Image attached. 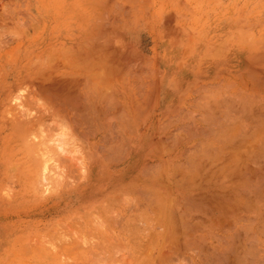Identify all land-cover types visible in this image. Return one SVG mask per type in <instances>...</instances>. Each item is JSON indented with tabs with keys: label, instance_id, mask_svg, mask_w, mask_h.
<instances>
[{
	"label": "rangeland",
	"instance_id": "rangeland-1",
	"mask_svg": "<svg viewBox=\"0 0 264 264\" xmlns=\"http://www.w3.org/2000/svg\"><path fill=\"white\" fill-rule=\"evenodd\" d=\"M54 1L0 0V264H220L219 262L238 264V258L233 257L236 256L233 250L240 249L244 245L241 248L243 253L240 252L241 250L236 252L246 255V251L249 250L247 245L251 243L256 246L255 253H261L259 256L256 255L257 260L261 259L260 264H264V242L262 241L264 238L251 225L252 222L247 221L248 224H244L246 221L241 220L237 226L231 229L215 226V214L218 213V217L219 211L215 208L214 202L209 200V203L203 199L205 196H214L215 184L224 179L222 174L228 170L232 171L238 166L240 161L236 159L242 158L239 156L240 149L245 152L252 151V149L249 150L250 148H264V141H262L264 129L261 131L264 123H262L264 109H260L264 108V0H167L166 4H170L172 9L176 8L180 1L185 3L187 8L193 12V19L196 15H198L197 19L199 16L204 17L208 21L209 34L221 26L225 37L228 33L226 22L234 25L233 31L229 32V38L211 47V56L217 55L218 57L230 50L231 44H228V40L230 41L231 37H234L235 44L227 57V62L231 56H237L238 68L234 71L233 81H230L229 87L225 89V95L230 102V108L232 101L236 105H234V108L236 107L234 110H238V114L232 115L226 111L222 122L217 123L222 128L200 130L203 133L200 139L205 144L192 146L194 152L199 150L201 154H193L191 157L208 158L209 156V162L208 160H201L202 163L201 161L196 162V160L177 161L170 163L169 171L167 168L164 172L163 168L154 169L152 174L154 175L157 171L155 175L158 177L160 173L170 174V184L175 185L176 190L179 191L174 194L154 193V195H152L153 193H148L150 195L102 193L100 185L103 184L104 179L100 175L102 174L101 163L95 159V154L103 152L100 151L99 146L95 148L88 145L89 130L85 128L87 122L82 120L81 115L57 112L62 109L61 105L57 106L60 97L57 98V91L54 92L52 89V85L58 80L55 78L57 69H60V72L62 69L61 66L57 67V59H67L72 63V60L79 56V52L72 49L56 50L54 44L50 46L45 43L46 29L51 28L54 21L51 17L45 18L43 13L45 14L47 10L50 11L49 6ZM132 1H137L144 17L151 16L153 0H112L113 6L120 4L131 6ZM51 33V38L55 40V29ZM145 66L148 71H152L154 85L157 81V68L152 64L151 59L145 62ZM71 68V65L68 66L67 72H70ZM50 77H52L51 80L47 81ZM38 79L43 81L46 88L48 87L50 95H47L49 91L46 94V91L43 93L39 91L41 88L39 89ZM68 85H71L70 81ZM254 95L256 96L254 99L258 98L257 102L263 103L262 105L261 103L257 104L256 101H253L254 99H251L250 103L254 109L256 108V111L249 106L250 104L248 105L250 98ZM249 96L252 97L249 98ZM64 99L71 101V97L68 96H64ZM247 99L248 101L245 102L247 104L241 102ZM239 102L243 106L249 107V110L245 106L243 108L242 105V109H240ZM251 109L252 111H250ZM244 110L248 111V114L243 112ZM243 113H246L247 116ZM256 113L260 116H257ZM253 115L256 116L253 117ZM250 116L257 119L260 117V123H256L257 121ZM252 120L255 121L252 122ZM254 123H256V130L260 124L258 129L261 133L259 134L257 130L258 135L257 133L255 135L257 137L253 135L256 131L255 127L252 128ZM250 124L252 126L249 127ZM72 125H75L76 128H72ZM248 129H252V132ZM239 131H242V135L245 136L249 134L248 132L253 133L249 135V137L253 136L250 137L251 139L244 136L250 143L246 139H242ZM204 134L208 135L204 137ZM261 134H263L262 137ZM239 137L245 143H241ZM258 137L262 138L260 142L263 143L258 142ZM232 142L235 145L239 142L240 144H237L239 147L232 146ZM252 143L253 145H251ZM242 144L249 146L245 148L248 150H244L245 146ZM33 148L37 149L38 151H36L39 153H37L39 157L36 156V159V154L32 151ZM28 150L32 152H28ZM232 155L237 163L233 160ZM228 157H232L228 161L233 160V167L231 164H227L230 165L229 167L225 165L229 163L225 162ZM221 158L226 159L223 161ZM37 159L41 165L35 162ZM203 163L206 164L203 166L204 169L202 166L200 167V164L204 165ZM35 164L40 166L39 169L34 168ZM162 164L160 163V165ZM154 165L157 167L159 163H154ZM199 168L202 170L200 171ZM219 168H222L221 171L218 170ZM210 171L211 173H209ZM219 172L222 173L219 174ZM210 175L215 178H211ZM194 176L201 178V182ZM216 176L221 180H217ZM203 177L206 181L210 179V182H205L214 186L208 187ZM158 179L154 181H158L160 184L164 180L162 177ZM212 179L215 182L212 181V183ZM189 187H193V189ZM67 189L76 194V202L81 208L89 210H80L71 218L74 220H57L56 218L59 216L55 210L59 199L57 193ZM204 203L208 204L204 205ZM187 205L189 206L187 207ZM242 210L238 212V216L247 220L249 214L244 212V208ZM146 213L149 218L146 217ZM205 216L213 221H208ZM51 218L52 220H50ZM40 219L46 223L39 224ZM171 222H175V225ZM242 223L244 227L250 225L252 231H245L250 227L243 230ZM237 227L244 233L238 232L240 229ZM232 231L234 235L231 234ZM245 232L248 233L245 234ZM234 236L235 238H233ZM252 236L255 238L253 239ZM249 238H252L253 242L248 240ZM232 239H235V242ZM237 239H239L238 244ZM259 240L262 242L261 247L258 245ZM246 241L249 243L246 244ZM230 242L231 244L234 242L235 245L233 243L231 246ZM206 247L210 249L207 253L209 256H206V253L204 256L203 248ZM215 247L216 250L221 251L219 254L225 255L223 259H226L225 262L222 259L212 261L213 257L210 259L212 255L210 253ZM249 248L248 252L250 253L253 247ZM148 254L150 255L147 256ZM232 258H234V262ZM242 264L253 263L249 260Z\"/></svg>",
	"mask_w": 264,
	"mask_h": 264
},
{
	"label": "crops",
	"instance_id": "crops-1",
	"mask_svg": "<svg viewBox=\"0 0 264 264\" xmlns=\"http://www.w3.org/2000/svg\"><path fill=\"white\" fill-rule=\"evenodd\" d=\"M166 2L153 0L150 17H144L137 1L113 6L112 0H55L43 13L54 21L46 29L45 43L54 44L56 50L79 52L72 63L57 59V67H62L55 74L62 80L57 90V106L62 109L57 112L81 115L87 122L88 145L103 152L95 159L101 163L104 194L179 192L168 182L170 174L160 173L161 184L154 181L159 180L154 169L164 172L170 163L204 160L191 157L200 154L192 146L205 144L200 130L222 128L217 123L226 111L238 114L225 95L238 68L237 56L227 62L234 37L228 40L230 50L211 56V47L229 38L234 25L226 22L225 37L221 26L209 34L204 17L193 19L181 1L174 9ZM148 59L157 68L154 85L152 71L145 66ZM69 81L71 85H64ZM69 89L77 93L70 95ZM64 96L71 97L70 103ZM57 195V220H74L80 210H89L81 208L68 189Z\"/></svg>",
	"mask_w": 264,
	"mask_h": 264
},
{
	"label": "bare ground",
	"instance_id": "bare-ground-1",
	"mask_svg": "<svg viewBox=\"0 0 264 264\" xmlns=\"http://www.w3.org/2000/svg\"><path fill=\"white\" fill-rule=\"evenodd\" d=\"M260 40V39H259ZM241 52V51H240ZM116 56V55H115ZM118 56V55H117ZM263 57V56H262ZM124 58V57H123ZM122 59V58H121ZM123 60V59H122ZM125 60V59H124ZM119 61V60H118ZM124 63V62H123ZM252 76V75H251ZM258 76V75H257ZM240 77V76H239ZM55 78H57V77H55ZM241 78V77H240ZM253 78V77H252ZM62 81V80H61ZM61 81L59 80V78H58V80H56L55 81V83H54V85H52V89L54 90V92H56L58 89H60L59 87H61V85H62V83H61ZM253 81H255V80H253ZM38 82H39V84H40V86H39V89L41 88V90H39V91H41L42 93H43V91H46L45 92V94L47 93V95H50V90H48L46 87H45V85H44V83H43V81L42 80H39L38 79ZM54 82V81H53ZM52 82V83H53ZM258 83V82H257ZM251 84V83H250ZM64 85H68V83H65ZM233 86H234V84H233ZM68 87V86H67ZM154 87V86H153ZM153 87H151V89L153 90ZM235 87V86H234ZM65 88H66V86H65ZM72 88V87H71ZM256 88H257V86H256ZM47 89V90H46ZM264 89V88H263ZM77 90V89H76ZM64 91H65V89H64ZM67 92H68V90H66ZM69 91H70V95H71V92H72V95H75L74 94V92H76V91H71L70 89H69ZM155 91V90H154ZM152 92V93H155V92ZM238 91V90H237ZM52 92V91H51ZM240 92V91H239ZM245 92V91H244ZM243 92V93H244ZM60 93V92H59ZM77 93V92H76ZM246 93V92H245ZM52 94V93H51ZM54 94V93H53ZM62 94V93H61ZM237 94V93H236ZM241 94V93H240ZM65 95V94H64ZM67 95V94H66ZM153 95V94H152ZM242 95V94H241ZM52 96V95H51ZM239 96V95H238ZM52 97H54V95L52 96ZM68 97H70V96H68ZM73 97V96H72ZM248 97V96H247ZM250 97H252V96H249V98ZM256 96L254 95V97H252V98H250V100H249V103H248V105L249 106H253L252 105V103H250L254 98H255ZM258 97V96H257ZM57 98H58V96H57ZM64 99V98H63ZM66 99V98H65ZM70 99V98H69ZM79 99V98H78ZM82 99V98H81ZM88 99V98H87ZM242 99H244V98H242ZM245 99H246V97H245ZM244 99V100H245ZM252 99V100H251ZM256 99H258V98H256ZM256 99H254L253 101H256V103L258 104V103H261L260 101H258L257 102V100ZM73 100V99H72ZM89 100V99H88ZM87 100V101H88ZM149 100V99H148ZM237 100V99H236ZM86 101V100H85ZM150 101H152V100H150ZM248 101V99L246 100V101H241V102H243V103H245V102H247ZM64 102H65V100H64ZM70 102V101H69ZM73 102V101H72ZM149 102V101H148ZM147 102V103H148ZM241 102H239L240 104V106L242 105L243 106V104L241 103ZM88 103V102H87ZM255 103V102H254ZM253 103V104H254ZM150 104V103H149ZM238 104V103H237ZM245 104H247V103H245ZM263 103H261V105H262ZM75 105V104H74ZM80 105V104H79ZM84 105V104H83ZM138 105V104H137ZM235 105V104H234ZM256 105V104H255ZM264 105V104H263ZM236 106V105H235ZM238 106V105H237ZM242 106L241 107H239L240 109H242ZM245 106V105H244ZM244 106H243V108H244ZM257 106V105H256ZM75 107V106H74ZM78 107V106H77ZM84 107V106H83ZM93 107V106H92ZM255 107V106H254ZM257 107H260V105H258ZM263 107V106H262ZM76 108V107H75ZM137 108V107H136ZM227 108V107H226ZM236 108V107H235ZM234 108V109H235ZM238 108V107H237ZM245 108L247 109V110H249V107H246L245 106ZM253 108V107H252ZM245 109V110H246ZM254 109V108H253ZM260 109H264V108H260ZM243 111V112H246V111ZM255 111H256V108L254 109ZM258 110H259V108H258ZM79 111V110H78ZM88 111H89V109H88ZM250 111H252V109L250 110ZM85 112V111H84ZM233 112V111H232ZM241 112V111H240ZM86 113H87V111H86ZM231 113V112H230ZM242 113V112H241ZM247 114H248V111L246 112ZM246 113H243V114H246ZM249 113H252V112H249ZM260 113V112H259ZM144 114V113H143ZM247 114H246V116H247ZM254 114H255V112H254ZM249 115H252V114H249ZM248 115V116H249ZM256 115L257 116H260V115H258L257 113H256ZM256 115H253V117L254 116H256ZM262 115V114H261ZM127 116H128V114H127ZM240 116H242V115H240ZM245 117V116H244ZM251 117V116H250ZM253 117H251V118H253ZM137 118V117H136ZM140 118H142V117H140ZM210 119H211V116L209 117ZM243 118V117H242ZM248 118V117H247ZM260 118V117H259ZM259 118L257 119L256 117L255 118H253V119H255L257 122L256 123H260L259 122ZM128 119V118H127ZM126 119V120H127ZM132 120V119H131ZM139 120V119H138ZM137 120V121H138ZM242 120V119H241ZM254 120V121H255ZM211 121H213L212 119H211ZM243 121V120H242ZM253 120H252V122H254ZM260 121H261V118H260ZM36 122V121H35ZM130 122V121H129ZM241 122V121H240ZM243 122H245V121H243ZM264 121H263V117H262V123H263ZM256 123H254L253 125L254 126H252L251 124L249 125V127L250 126H252V128L253 127H255V124ZM262 123H261V125H262ZM133 124V123H132ZM260 125V124H259ZM259 125H258V128H259ZM247 126V125H246ZM257 126V125H256ZM263 126V127H262ZM261 127V131L264 129V123H263V125H262ZM125 127H126V125H125ZM240 127H241V125H240ZM243 127V126H242ZM244 127H245V125H244ZM244 127H243V129H244ZM248 128V127H247ZM257 128V130H258V133L260 134L261 133V131L259 132V129ZM135 129V128H134ZM133 129V130H134ZM241 129V128H240ZM239 129V130H240ZM255 130H256V127L254 128ZM133 130H132V128H131V133H133ZM249 130V129H248ZM257 130L255 131V134H253L254 136L256 135V133H257ZM244 131H246L245 129H244ZM249 131H251L252 132V129H250ZM264 131V130H263ZM123 132V131H122ZM248 132V131H247ZM247 132H245V133H247ZM251 132H248L249 134L248 135H246L247 137H249V135H252L251 134ZM253 132H254V130H253ZM239 133H241V136H242V139L244 138V140L246 139L245 137V135L243 134L242 135V131L240 132L239 131ZM238 133V134H239ZM258 133H257V135H258ZM264 134V133H263ZM263 134H261V137H262V135ZM109 135H111V134H109ZM123 135H124V133H123ZM135 135V134H134ZM133 135V136H134ZM245 136V137H244ZM250 137H253V136H250ZM249 137V138H250ZM255 137H257V136H255ZM255 137H254V139H255ZM260 137V138H261ZM263 137H264V135H263ZM248 138V139H249ZM125 139V138H124ZM238 139V138H237ZM236 139V140H237ZM239 139H240V141H241V143H245V142H242L243 140H241V137H239ZM251 139V138H250ZM249 139V140H250ZM253 139V138H252ZM258 139H259V137H258ZM258 139H257V141H258ZM262 139V138H261ZM261 139H259V141L258 142H260V140ZM127 140V139H126ZM247 140V139H246ZM232 141V140H231ZM257 141H255L254 140V142H257ZM262 141H264V138L262 139ZM260 142V143H263V142ZM128 142V141H127ZM127 142L125 143L126 145H127ZM178 142H180V141H178ZM247 142L248 143H250V141H248L247 140ZM252 142H253V140H252ZM123 143V142H122ZM259 143V144H260ZM62 143L60 142V145H61ZM232 146H236L237 144L239 145L240 143L238 142V143H236V145H235V143H233L232 142ZM247 144V143H246ZM259 144H257L258 146H259ZM58 145H59V143H58ZM59 145V147H61ZM237 145V146H238ZM243 146H245L244 147V150H248V149H245L246 148V146L248 145H244V144H242ZM251 145H253V143L251 144ZM124 146V148H125V145H123ZM128 146V145H127ZM176 146V145H175ZM231 146V145H230ZM242 146V147H243ZM256 146V145H255ZM261 146V145H260ZM263 146V145H262ZM174 147V146H173ZM172 147V148H173ZM239 147V146H238ZM247 147H249V146H247ZM253 147V146H252ZM120 148V147H119ZM123 148V147H122ZM208 148V147H207ZM261 148V149H260ZM127 149V148H126ZM165 149V148H164ZM231 149V148H230ZM252 149V151H241V149H240V151H239V153H240V155L239 156H241L242 158H237L236 160L238 161H240L239 163H238V166H236V165H234V166H236L233 170H232V164L234 163H232V161L234 160L235 161V157H234V155H232L233 156V160L232 161H228V159H230L231 160V158H229L230 157V155H228L229 157L226 159V158H224V160L226 159V161L225 162H229V163H226L225 165H227V164H231V166L232 167H230L231 168V170L232 171H230V170H228V171H230V172H228L226 169V171L227 172H225V174L223 173L222 174V176H223V178L224 179H220V178H218L217 176H216V178H218L217 180H221V181H219V182H217L216 184H215V190H214V196H212V197H207V196H205L203 199L207 202H209V200H210V202H214L215 204V208L219 211V216L217 217V215H218V213L217 214H215V220H216V224H215V226H221V228H223V229H226V228H229V229H231V228H233V227H235V226H237L238 225V223L239 222H241V220L244 222V221H246V223H244V224H248L247 223V221L248 222H252L251 223V225H253V227L256 229V231H257V233H258V231H259V234L260 235H262L263 236V238H264V148L263 147H257V148H250L249 150H251ZM37 150V149H36ZM34 148L32 149V151L36 154H34L35 155V159H36V156L37 157H39V153L36 151ZM208 150V149H207ZM237 150H238V148H237ZM31 150H28V152H30ZM31 151V152H32ZM236 151V150H235ZM27 152V151H26ZM28 152L26 153V154H28ZM164 152V151H163ZM167 152V151H166ZM203 152V151H202ZM38 153V154H37ZM41 153H42V150H41ZM157 153V152H156ZM204 153H206V152H204ZM208 153V152H207ZM234 153V152H233ZM232 153V154H233ZM236 154H239L238 152H235ZM45 152H44V156H45ZM200 154H201V152H200ZM214 154V153H213ZM206 155V154H205ZM214 155H218V154H214ZM202 156V155H201ZM206 157V156H205ZM204 158V157H203ZM208 158H209V156H208ZM216 158H218L217 156H216ZM40 159V158H39ZM39 159H37L35 162H37V161H39ZM192 159V158H191ZM200 159V158H199ZM222 159V158H221ZM220 159V160H221ZM190 160V159H189ZM203 160V159H202ZM204 160H205V158H204ZM217 160H219V158L217 159ZM216 160V161H217ZM223 160V159H222ZM221 160V161H222ZM223 160V161H224ZM195 161V160H194ZM201 161V160H200ZM214 161V160H213ZM40 162H41V159H40ZM40 162H37V164L38 163H40ZM190 162V161H189ZM197 162V161H196ZM208 162H209V160H208ZM218 162V161H217ZM231 162V163H230ZM236 162V161H235ZM195 163V162H194ZM201 163H202V161H201ZM206 163H207V161H206ZM223 163V162H222ZM237 163V162H236ZM204 165H201L200 164V167L202 166V168H203V166H205L206 164L205 163H203ZM213 164V163H212ZM40 165H41V163H40ZM91 165H93V164H91ZM178 165V164H177ZM196 165V164H195ZM37 165L35 164V169L36 168H38L39 169V167L37 166ZM228 166V165H227ZM224 167V168H228V167ZM179 167V166H178ZM198 167V166H197ZM212 167V166H211ZM222 167V168H223ZM150 168V167H149ZM158 168V167H157ZM161 168V167H160ZM184 168V167H183ZM191 168V167H190ZM195 168V167H194ZM193 168V169H194ZM221 168V169H222ZM182 168H180V170H181ZM200 169V171L202 170L201 168H199ZM199 169H198V171H199ZM204 169V168H203ZM207 169V168H206ZM205 169V170H206ZM216 169V168H215ZM215 169H214V171H215ZM221 169L219 168L218 170H220L221 171ZM93 170V169H92ZM174 170V169H173ZM217 170V171H218ZM182 171V170H181ZM223 171H224V169H223ZM178 172V171H177ZM176 172V173H177ZM194 172H195V170H194ZM155 173H157V171L155 172ZM155 173H154V176H155ZM199 173V172H198ZM209 173H211V171L209 172ZM214 173H217V172H214ZM222 172H219V174H221ZM227 173V174H226ZM144 174V173H143ZM146 174H148V173H146ZM151 174V173H150ZM180 174V173H179ZM196 174V173H195ZM202 174V173H201ZM208 174V173H207ZM177 175V174H176ZM209 175V174H208ZM211 175H216V174H211ZM210 175V176H211ZM178 176V175H177ZM181 177H182V175H180ZM191 176H192V174H191ZM197 176H198V174H197ZM207 176V175H206ZM206 176H204L205 178H206ZM209 176V177H210ZM221 176V175H220ZM221 176V177H222ZM174 178H175V176H173ZM190 177V176H189ZM200 177H201V175H200ZM203 177V179H204V182L206 181L205 180V178ZM212 177H214L215 178V176H211V178ZM160 178V177H159ZM179 178V177H178ZM188 178V177H187ZM194 178H199V177H195L194 176ZM202 178V177H201ZM201 178H199L200 179V181L199 182H201ZM156 179V178H155ZM192 179V178H191ZM209 179V178H208ZM175 180V179H174ZM190 180V179H189ZM192 180H195V179H192ZM216 180V181H217ZM212 181H214L213 179L211 180V182ZM169 182V181H168ZM186 182V181H185ZM184 182V183H185ZM193 182V181H192ZM191 182V183H192ZM195 182H196V180H195ZM199 182H197V183H199ZM206 182H210V179H209V181L207 180ZM205 182V184L206 185H208V187H210L211 185H212V187L214 186L213 184H211V185H209V183L207 184ZM215 182V181H214ZM194 183V182H193ZM197 183H195V184H197ZM213 183V182H212ZM182 184V183H181ZM180 184V185H181ZM177 185H179V184H177ZM179 185V186H180ZM183 185V184H182ZM189 186V185H188ZM183 187H185V186H183ZM206 187V186H205ZM204 187V188H205ZM190 189H193V187L191 188V187H189ZM195 188V187H194ZM185 189H186V187H185ZM198 189V188H197ZM202 189H203V187H202ZM206 189V188H205ZM148 190V189H147ZM154 190H156V189H154ZM200 190V189H199ZM142 191V190H141ZM140 191V192H141ZM148 192H150L149 190H148ZM155 192V191H154ZM213 192V191H212ZM137 195V194H136ZM148 195H150V194H148ZM152 195H154V193L152 194ZM205 195V194H204ZM206 195H208V194H206ZM149 197V196H148ZM158 197V196H157ZM192 197V196H191ZM143 198V197H142ZM152 198V197H151ZM154 198V197H153ZM194 198V197H193ZM136 199V198H135ZM134 199V200H135ZM144 199V198H143ZM202 199V198H201ZM149 200V199H148ZM147 200V201H148ZM151 200V199H150ZM154 201V200H153ZM174 201H175V199H174ZM149 202V201H148ZM177 202V201H176ZM201 202H202V200H201ZM209 202V203H210ZM150 203V202H149ZM197 203V202H196ZM199 203V202H198ZM152 204V203H151ZM157 204H159V203H157ZM156 204V205H157ZM208 204V203H207ZM207 204H205L204 203V205H207ZM153 205V204H152ZM202 205V204H201ZM189 205H187V207H188ZM203 206V205H202ZM210 206L211 207H213L211 204H210ZM201 207V206H200ZM206 207V206H205ZM214 208V209H215ZM245 209V211L244 212H248V214H249V216H248V219L247 220H243V218H242V216L241 217H239L238 216V212L241 210V211H243L242 209ZM178 209V208H177ZM194 209H196V208H194ZM204 209V208H203ZM215 209V210H216ZM153 210V209H152ZM207 210H208V207H207ZM198 211V210H197ZM197 211H196V213H197ZM209 211V210H208ZM217 211V212H218ZM145 212H147V211H145ZM164 212V211H163ZM203 212H204V210H203ZM211 209H210V215H211ZM215 213V212H214ZM145 214V213H144ZM152 214H153V212H152ZM173 214V213H172ZM184 214V213H183ZM182 214V215H183ZM209 214V213H208ZM241 214V213H240ZM246 214V213H245ZM244 214V218H245V215ZM185 215V214H184ZM170 216V215H169ZM175 216V215H174ZM214 216V215H213ZM238 216V217H237ZM143 217V216H142ZM146 217H147V213H146ZM146 217H144V218H146ZM154 217V216H153ZM205 217H207V216H205ZM210 217H212V216H210ZM140 218H141V216H140ZM139 218V219H140ZM147 218H149V216L147 217ZM156 218V217H155ZM159 218V217H158ZM181 218V217H180ZM247 218V217H246ZM152 219V218H151ZM164 219V218H163ZM162 219V220H163ZM207 219H208V221H211V220H209V217H207ZM142 220V219H141ZM190 220V219H189ZM150 221V220H149ZM153 221V220H152ZM172 221V220H171ZM181 221H182V219H181ZM213 221V220H212ZM211 221V222H212ZM142 222V221H141ZM163 222V221H162ZM172 223V222H171ZM206 223V222H205ZM173 224V223H172ZM183 224V223H182ZM207 224V223H206ZM212 224V223H211ZM210 224V225H211ZM214 224V223H213ZM243 224V223H242ZM244 224L243 225H241V228H243L244 227ZM189 225V224H188ZM183 226V225H182ZM190 226H192V225H190ZM204 226V225H203ZM213 226V225H212ZM152 227V226H151ZM195 227V226H194ZM200 227H201V225H200ZM240 227V226H239ZM249 228V230H246L245 228ZM174 228V227H173ZM238 228V227H237ZM237 228L235 229L236 231H237ZM251 226L249 225V226H245L244 228H243V230L245 229V231H248V232H251L252 230H251ZM150 229H152V230H154L153 228H150ZM186 229V228H185ZM205 229H206V227H205ZM238 229H240V228H238ZM219 230V229H218ZM195 231H196V229H195ZM215 231H217V230H215ZM228 231H230V230H228ZM178 232V231H177ZM238 232H243L244 233V231H241V229H240V231H238ZM247 232V233H248ZM209 233V232H208ZM235 233V232H234ZM246 232H245V234H247ZM213 234V233H212ZM224 234V233H223ZM231 234H233V231H232V233ZM230 234V235H231ZM236 234H238L237 232H236ZM250 234V233H249ZM252 234V233H251ZM250 234V235H251ZM254 234H256V233H254ZM253 234V235H254ZM171 235V234H170ZM188 235V234H187ZM192 235V234H191ZM199 235V234H198ZM234 235V234H233ZM240 235V234H239ZM244 235V234H243ZM243 235H242V238H243ZM259 235V236H260ZM169 236V235H168ZM182 236H184V235H182ZM213 236V235H212ZM257 236V235H256ZM207 237V236H206ZM247 237V236H246ZM251 237V236H250ZM253 237V236H252ZM175 238V237H174ZM199 238V237H198ZM203 238H205V237H203ZM219 238H220V236H219ZM233 238H235V236L233 237ZM241 238V239H242ZM255 237H253V239H254ZM257 238V237H256ZM202 239V238H201ZM252 238H249L248 240H250V241H252L251 240ZM154 240V239H153ZM175 240V239H174ZM177 240V239H176ZM183 240V239H182ZM214 240H215V237H214ZM218 240V239H217ZM230 240V239H229ZM232 240H234V242H235V239H232ZM238 240L239 239H237L236 240V242H237V244H238ZM154 241H156V240H154ZM204 241V240H203ZM223 241V240H222ZM256 241H258L257 239H256ZM256 241H254V242H256ZM263 242H264V240H262ZM153 242V241H152ZM175 242V241H174ZM201 242V241H200ZM233 242V243H234ZM241 242V241H240ZM247 243L246 244H248L249 243V241H246ZM253 242V241H252ZM259 246L261 245V240H259ZM154 243V242H153ZM172 243V242H171ZM198 243H199V241H198ZM206 243V242H205ZM208 243V242H207ZM215 243V242H214ZM228 243V242H227ZM232 243V244H233ZM155 244H157V243H155ZM167 244V243H166ZM209 244H211V243H209ZM224 244V243H223ZM230 244H231V242H230ZM232 244H231V246H232ZM253 246H252V245ZM250 245H247V246H251V247H253V250H252V248H251V251L252 252H248L249 250H250V248L248 247V251H246V255H242V250H241V248H243L244 247V245L243 244H239V245H243V247L241 246L240 247V249H238L237 248V250H241L240 252H242L241 253V255H240V253L239 254H237L238 252H236L237 250H235L234 248H235V246H234V250H233V253L235 252L236 253V256H233V257H237L238 258V261H239V263L240 264H242V263H247L249 260H251V262L253 263V264H260L261 263V259L260 260H257V256H259L261 253H255V251L257 250L256 249V246L253 244V243H251ZM256 244V245H257ZM168 245V244H167ZM179 245V244H178ZM191 245H193V244H191ZM204 245H206V244H204ZM212 245H213V243H212ZM234 245H235V243H234ZM152 246V245H151ZM171 246H173V245H171ZM199 246H201V245H199ZM206 246H208V245H206ZM227 246V245H226ZM176 247V246H175ZM212 247V246H211ZM261 247V246H260ZM172 248V247H171ZM189 248V247H188ZM199 248V247H198ZM198 248H197V250H198ZM209 248H210V245H209ZM214 248V247H213ZM223 248V247H222ZM225 248V247H224ZM228 248L230 249V247L228 246ZM192 249V248H191ZM202 249V248H201ZM217 248L215 247V249H213V251L210 253V254H212L211 255V258L210 259H212V257H213V260L212 261H214V259L216 260V259H222V261H224L225 262V260H223L224 258H225V255L223 256V255H221V254H219L220 252H219V249L218 250H216ZM256 249V250H255ZM260 248H258V250H259ZM197 250H196V252H197ZM208 250H210V249H207V247L204 249L203 248V252H204V256H205V253H206V256L208 255L207 253H208ZM220 250H222V249H220ZM232 250V249H231ZM244 250V249H243ZM245 250H246V248H245ZM244 250V251H245ZM261 250V249H260ZM223 251H225V250H223ZM222 251V252H223ZM226 251H228V249H226ZM262 251H263V249H262ZM148 252V251H147ZM162 252V251H161ZM194 252V251H193ZM229 252H231V251H229ZM228 252V253H229ZM258 252V251H257ZM261 252V251H260ZM223 254H224V252H223ZM150 254H148L147 256H149ZM202 255H203V253H202ZM234 255V254H233ZM257 255V256H256ZM203 256V257H204ZM209 256V255H208ZM146 257V256H145ZM197 257V256H196ZM229 257V256H228ZM149 258V257H148ZM148 258H146V259H148ZM231 258V257H230ZM229 258V259H230ZM146 259H145V261H146ZM150 259V258H149ZM199 259V258H198ZM205 259H207V258H205ZM209 259V258H208ZM234 258H232V260H233ZM203 260V259H202ZM228 260V259H227ZM263 260V259H262ZM154 261V260H153ZM192 261V260H191ZM218 261V260H217ZM230 261V260H229ZM147 262V261H146ZM207 262V261H206ZM216 262V261H215ZM214 262V263H215ZM232 262V261H231ZM233 262H234V260H233ZM232 262V263H233ZM236 262H237V260H236ZM263 262V261H262ZM144 263V262H143ZM149 263V262H148ZM211 263V262H210ZM220 264H222L221 262H219ZM226 263V262H225ZM224 263V264H225ZM228 263V262H227ZM238 263V264H239ZM145 264V263H144ZM153 264V263H152ZM218 264V263H217ZM263 264V263H262Z\"/></svg>",
	"mask_w": 264,
	"mask_h": 264
}]
</instances>
